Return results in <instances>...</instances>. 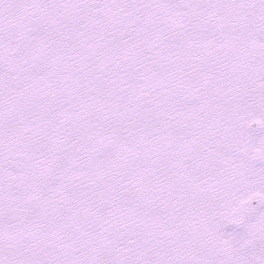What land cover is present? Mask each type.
<instances>
[{
    "label": "snow or ice",
    "instance_id": "snow-or-ice-1",
    "mask_svg": "<svg viewBox=\"0 0 264 264\" xmlns=\"http://www.w3.org/2000/svg\"><path fill=\"white\" fill-rule=\"evenodd\" d=\"M0 264H264V0H0Z\"/></svg>",
    "mask_w": 264,
    "mask_h": 264
}]
</instances>
